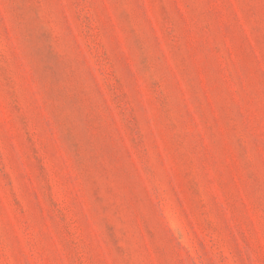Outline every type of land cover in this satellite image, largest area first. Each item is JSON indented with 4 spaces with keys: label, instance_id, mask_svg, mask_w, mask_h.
<instances>
[{
    "label": "rangeland",
    "instance_id": "1",
    "mask_svg": "<svg viewBox=\"0 0 264 264\" xmlns=\"http://www.w3.org/2000/svg\"><path fill=\"white\" fill-rule=\"evenodd\" d=\"M0 264H264V0H0Z\"/></svg>",
    "mask_w": 264,
    "mask_h": 264
}]
</instances>
